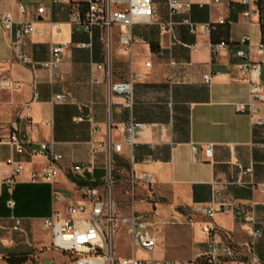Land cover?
<instances>
[{"label":"crops","instance_id":"1","mask_svg":"<svg viewBox=\"0 0 264 264\" xmlns=\"http://www.w3.org/2000/svg\"><path fill=\"white\" fill-rule=\"evenodd\" d=\"M187 1L186 9L170 15L167 0H151L155 11L148 19L113 24L107 35L101 24L74 19V7L83 12L88 0H0V12L10 11L15 25L34 21L22 43L28 62L16 58L8 32L0 27V78L20 81L16 88L0 87V137L16 131L25 140L21 152L0 141V264H45L64 256L50 246L51 230L43 217L54 209L65 213L69 203L87 204L84 187L102 186L109 167L113 194L123 200L119 208L127 211L133 205L136 213L157 225L155 257L195 259L213 237L236 250L235 258L223 264H239L251 252L254 225L261 234L252 251L264 261V99L253 101L257 110L252 117L234 108L236 101H249L252 76L240 68L234 49L247 47L239 39L249 33L250 55L260 63L264 89V52L258 51L264 31L256 15L248 22L243 15L248 4L239 0ZM40 3L43 12L36 9ZM250 6H258V0H251ZM185 16L196 22L194 30L183 22ZM167 21L171 29L161 26ZM127 29L132 38L124 45L119 37ZM221 39L229 47L214 51L212 44ZM57 43L63 45L62 59L50 71L41 61ZM205 73L211 74L210 82L204 81ZM131 75L133 100L128 105L122 93L109 90L108 79ZM56 93L64 96L55 98ZM130 120L146 125L135 127L132 141L126 142L124 124ZM42 140L53 141L62 154L61 171L53 182L30 178L31 170L47 162L38 149ZM107 141L120 143L110 160L105 146H98L91 170L70 169L89 161L90 142ZM209 143L210 156L205 153ZM8 156L23 163L12 190L1 181L11 172ZM143 173L153 181L145 182ZM132 174L137 176L133 197ZM198 204L213 207L214 213L198 212ZM223 204L230 210L223 211ZM245 213L253 214V224L244 219ZM118 233L129 240L125 228ZM137 250L139 256H153ZM15 257L21 261L10 262ZM67 257L65 264H70Z\"/></svg>","mask_w":264,"mask_h":264},{"label":"built area","instance_id":"2","mask_svg":"<svg viewBox=\"0 0 264 264\" xmlns=\"http://www.w3.org/2000/svg\"><path fill=\"white\" fill-rule=\"evenodd\" d=\"M218 1V0H214ZM248 4V7L243 10V15L249 18L248 22L252 21V15L259 18L262 30L264 31V21L260 19V10L258 6L251 7V0H239ZM23 10L24 4H19ZM168 12L173 15L179 10L186 9L189 6L187 0H167ZM37 11L43 12L45 5L40 3L37 5ZM155 11L151 0H88L86 9L81 12L75 6L73 9L74 19L90 24H101L107 35L110 33V28L113 24L131 25L137 19H148ZM224 21L223 19L221 20ZM14 19L10 11L0 12V27L8 32L10 46L16 58L22 62L30 61V57L22 48L24 38L29 36L34 28V21H22L15 25ZM183 22L188 25L190 30H194L196 22L188 16L183 18ZM161 26L166 29H171V21L162 23ZM209 28V27H206ZM120 42L124 45H129L131 41V32L129 29L120 33ZM240 42L245 43L247 47H235L234 53L239 57L238 64L244 71L252 73L249 78V95L250 99L247 102L236 101L234 108L237 111H247L250 117L256 112L253 107L254 100L264 99L263 84L259 79L260 63L258 60L251 58L250 46L251 37L249 33L243 34ZM229 42L221 39L212 44L214 51L223 48H228ZM63 45L57 43L52 45L49 56L41 61V64L50 71L55 70L62 59ZM258 51L264 52V40L258 44ZM93 66L104 68V63H92ZM205 82H210L211 74L203 75ZM20 85L19 80H10L7 77L0 78V87L16 88ZM108 88L111 91H116L124 95V102L128 105L132 104L133 95V76L128 79L113 81L108 79ZM64 94L56 93L55 98H61ZM38 97V91L34 90L32 99ZM257 121H262L260 118ZM46 124H51L50 120H43ZM146 125L145 122L130 120L124 124V140L132 141V131L135 127ZM163 127L162 124H160ZM1 142L10 143L14 146L17 152H21L25 148L24 138L16 131L10 132L5 136L0 137ZM105 146L110 155L113 150L120 149L119 142H90V159L84 163H74L70 169L77 172L91 170L94 166L93 154L98 146ZM38 149L44 153L47 162L39 166L38 169H33L30 172V178L33 180H45L53 182L61 171L59 161L62 154L54 147L53 141L42 140L38 142ZM196 149V146H193ZM206 155L212 154V144L209 143L205 147ZM6 162L11 166V172L2 178L9 190H12L17 180V174L23 169V163L16 161L12 156L6 158ZM110 164V163H109ZM109 167V166H108ZM250 168H244V171ZM137 176L132 174L130 177V193L133 197V186ZM145 182L151 183L153 178L148 173H143L140 176ZM83 192L87 198V204L84 202L69 203L66 207V212L63 213L54 209L50 214L43 217V224L51 230L50 246L69 255L70 264H198L199 260H203L208 264H223L226 259H233L236 256V250L227 244L218 243L213 237L208 239V249L204 254L191 260L159 258L155 256H137L135 250L141 249L150 252L157 244L160 233L157 225L143 214L136 213L132 207L123 211L119 208L113 194V180L111 177L110 167L108 175L102 186L97 184L87 185ZM54 198L59 199L58 193L54 194ZM7 204L12 206L14 200L9 198ZM196 210L200 213H205L211 216L214 213V208L198 204ZM223 211H228L230 208L227 204L221 206ZM244 219L250 223H254L252 213H245ZM19 220L16 219L14 228L17 227ZM125 228L129 236V242L134 252L130 255H120L115 252V237L120 229ZM261 234L259 227L252 225L250 229L249 246L251 252L248 256L239 261V264H264V261L259 259L252 251L254 239Z\"/></svg>","mask_w":264,"mask_h":264},{"label":"rangeland","instance_id":"3","mask_svg":"<svg viewBox=\"0 0 264 264\" xmlns=\"http://www.w3.org/2000/svg\"><path fill=\"white\" fill-rule=\"evenodd\" d=\"M114 190L115 189H114V185H113V192H114ZM114 197H115V194H114ZM115 201L117 204H119V202H123V200L116 199V197H115ZM115 252L117 254H121V255H129V254H132L134 252L128 238L125 235H122V233H118L115 237ZM150 253L153 256H158V251L155 248L152 249L150 251ZM63 254H64V256H59L60 257L59 259H61L60 262L58 259V260H52L51 262H46L45 264H65L66 260H64L63 257H66L67 259H68V257H67V254L66 255H65V253H63ZM135 255H137V256L139 255L138 250H135Z\"/></svg>","mask_w":264,"mask_h":264},{"label":"trees","instance_id":"4","mask_svg":"<svg viewBox=\"0 0 264 264\" xmlns=\"http://www.w3.org/2000/svg\"><path fill=\"white\" fill-rule=\"evenodd\" d=\"M258 7L260 10V19L264 21V0H258ZM112 174H113V172H112ZM19 261H21V260L18 257L10 258V262H12V263L19 262ZM200 261H204L203 258H201L199 260V262Z\"/></svg>","mask_w":264,"mask_h":264}]
</instances>
